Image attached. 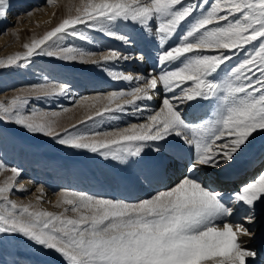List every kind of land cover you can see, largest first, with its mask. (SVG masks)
<instances>
[{"label": "snow or ice", "instance_id": "obj_1", "mask_svg": "<svg viewBox=\"0 0 264 264\" xmlns=\"http://www.w3.org/2000/svg\"><path fill=\"white\" fill-rule=\"evenodd\" d=\"M10 8L11 0H0V20ZM67 8L56 27L0 59V73L47 57L98 67L130 87L89 97L74 96L67 83L22 88L0 100V136L14 126L126 165L136 184L143 188L146 180L149 187L142 196L124 197L63 190L54 204L61 211L53 212L42 207V197L35 203L11 198L27 191L23 170L0 157V175L10 173L0 181V247L21 238L65 264H264V250L249 246L264 236L258 232L264 152L249 158V170L262 169L254 180L231 193L213 182L264 136V0H70ZM120 25L135 26L155 45L146 75L111 67L149 59ZM84 30L117 40L123 50L97 58L63 43L69 37L90 42ZM53 97L79 100L90 111L64 127L70 108L36 106ZM156 98L160 106L150 108ZM128 115L146 122L96 127Z\"/></svg>", "mask_w": 264, "mask_h": 264}, {"label": "rangeland", "instance_id": "obj_2", "mask_svg": "<svg viewBox=\"0 0 264 264\" xmlns=\"http://www.w3.org/2000/svg\"><path fill=\"white\" fill-rule=\"evenodd\" d=\"M74 2L78 3L79 0H74ZM69 3L70 0H57L55 5H48L46 0H11V8L8 11L7 18L0 20V38L3 40L0 39V59L24 51L23 45L25 43H29L33 38H41L47 31L56 27L68 15L67 6ZM30 10L33 11V14L27 15L26 13ZM120 30L132 33L136 37L137 46H142V34L135 26L120 25ZM84 31L91 38L90 42L69 37L63 43L86 48L97 53V58L109 49H122L119 46L121 45L120 42L115 39H111L94 30ZM11 48L13 50L8 52ZM150 48L153 50L155 57V45ZM123 65L116 64L114 66L122 67ZM40 70H45L48 73V82L67 83L69 85H71L70 81H65L62 78L64 74L70 76L72 73L73 75H80L84 72L89 73L93 77L91 82L88 79L84 80L85 83L77 82L81 86H77L76 89L71 85L74 96L89 97L117 90L106 91L108 88H96L98 86V83H96V81H99L98 78L100 79L106 74V71H102L98 67L79 63H66L44 57L37 58L28 67L4 70L0 73V100H4L6 97L10 98L22 88L39 84L32 82L30 75L34 71ZM89 83H91L90 85L94 84V86H90ZM100 84L104 85L103 82ZM89 89H92V91L90 92ZM60 98L67 99L64 97ZM60 98L53 97L50 100H42L35 103L37 107L50 111H60L62 106L63 108H70L71 111L65 113L61 119V124L64 127L85 119L90 111L86 107L80 106V101H77L75 105L61 104L62 99ZM157 101L159 102V98ZM207 110L203 109L202 111ZM143 122L146 121L142 120L141 123ZM130 123L137 122L123 119L122 121H111L96 127L108 130L110 125L119 124L123 127ZM5 133L6 135L0 136V157L8 165L16 166L23 170L20 182L27 189L26 192H15L11 197L18 202L28 203L31 201L35 203L37 197H42L41 205L43 208L59 212L61 209L54 207V204L59 193L63 190L82 191L107 197H124L133 193L137 196L139 191L142 190L140 185L131 180L135 170L126 165L105 160L86 151L60 146L46 137H34L14 126H8L5 129ZM261 149L264 150V136L257 138L249 156ZM8 175H10L9 172L0 175V181H3ZM25 180L27 181L26 184L24 183ZM97 181H102V183H97ZM144 181L146 180L142 181L143 189L147 184ZM85 182L90 184V189L84 187ZM102 185L104 186L101 188ZM40 186L45 189L43 194L37 190ZM48 201H51V203H48ZM260 226L264 229V223L260 224ZM0 264H65V262L54 251H45L21 238H16L12 243L0 247Z\"/></svg>", "mask_w": 264, "mask_h": 264}, {"label": "bare ground", "instance_id": "obj_3", "mask_svg": "<svg viewBox=\"0 0 264 264\" xmlns=\"http://www.w3.org/2000/svg\"><path fill=\"white\" fill-rule=\"evenodd\" d=\"M141 40H142V46H140V47L137 46V50H143L148 55L149 59H147L143 64L132 62V63L124 64L122 67H115L114 66L113 67L114 69L122 70L125 73H130V74H133V75H140V74H145L146 75L152 69V67L154 66V62L155 61H154V53L152 52L153 50H151L150 47H152L154 44L152 42H150L149 40L145 39L143 35H142ZM0 44H1V41H0ZM119 46L123 49L122 45H119ZM13 48H15V47H13ZM13 48L9 49L8 52H11L13 50ZM47 75H48V73L45 70L34 71L33 73H31L30 79L34 83H40V82L43 83L45 81H48V76ZM62 78L65 81H70V84L72 86H74L73 88H75V89L77 88V86H81V85H78L77 82L85 83L84 80H87V79L90 80V82H91V80L93 79V77L87 72L81 73L80 75H73V73H72V75H70V76H67V75L64 74ZM98 80L99 81H96V83H98V86L96 88H108L106 91H110L111 89L119 90L120 88L121 89H124V88L126 89V88L130 87V85L127 84L126 82H115V81L111 80L107 74H105L100 79L98 78ZM102 82L104 84L103 86H102V84H100ZM90 84L91 83H89V85ZM92 85L94 86V84H92ZM92 85H90V86H92ZM89 90H90V92L92 91V89H89ZM78 96L79 97H84L82 95H78ZM60 99H62V98H60ZM157 99L158 98H156L154 101H149L148 102V105L150 106V108H158L160 106V100L158 102ZM77 101H79V100H77ZM60 103L61 104H72V101L70 99H62ZM55 107H57V106H55ZM62 108H63V106H62ZM146 114L147 113H145V115ZM124 120L125 121H129V120L132 121L133 120V121L140 122V123L142 121L137 116H131V115L125 116ZM261 152H264V150L261 149V150L255 152V153L251 154L249 157H246V158L242 159L240 162H238L237 165H235L233 168L229 169L226 173L222 174L219 177H214L213 178V182L216 184L217 187L221 188L222 190H224L226 192L231 193V192L237 190L245 182L254 180L256 178V176H258V174L261 172L262 169L261 168H255L254 170H249L248 161H249L250 157L258 156ZM252 178H254V179H252ZM26 182L27 181L25 180L24 183L26 184ZM144 182H147V181H144ZM97 183H102V181H97ZM96 186H98V185H96ZM103 186L104 185H102L101 188ZM145 186L146 187H144V189H147L149 187L148 182H147V184ZM84 187H86V189H90V184L85 182ZM144 189L142 188V190H140L138 194L136 193L137 196H142L143 192H144ZM130 191H132V190L130 189ZM131 193H133V192H131ZM130 195L131 194H129L128 196H130ZM132 195L135 196L134 193ZM258 232L259 233H264V229H262L261 226H260L258 228ZM249 246L250 247L254 246L257 249L264 250V236H262L260 239L256 240L254 245H249Z\"/></svg>", "mask_w": 264, "mask_h": 264}]
</instances>
